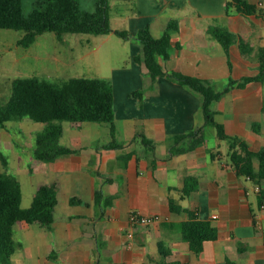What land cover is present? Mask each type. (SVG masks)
Here are the masks:
<instances>
[{
  "label": "crops",
  "instance_id": "obj_1",
  "mask_svg": "<svg viewBox=\"0 0 264 264\" xmlns=\"http://www.w3.org/2000/svg\"><path fill=\"white\" fill-rule=\"evenodd\" d=\"M128 1V13L112 25L114 29H127L126 37L110 31L74 33L72 38L64 39L65 34L58 38L54 33L58 51L65 57L64 70H79L80 74L72 76L110 81L114 129L101 122H88V126L83 122L79 127L63 124L59 142L73 151L42 162L47 170L36 174L43 179L34 181L30 175L33 183L28 185L34 188L31 196L39 182L54 183L56 210L71 216L67 221L53 222L50 228L41 227L53 245L35 261L264 264V208L260 206L264 192L256 189L259 184L255 180L236 173L226 155L228 144L225 151L209 148L204 142L191 150L171 153L177 134L198 127L205 134L207 125L201 95L169 76L178 70L209 79L221 90L230 78L240 80L257 74V52L264 47V16L242 14L233 8L226 12V0ZM247 1L264 6V0ZM170 18L177 19L178 29L171 36L170 56L160 59L166 74L152 80L146 68L134 61V55L141 51L135 35L147 25L154 37L160 36ZM214 28L236 36L227 52L213 36ZM239 39L251 47L248 54L241 53ZM104 46L117 60L108 69L95 65L94 54ZM220 80L224 84L219 86ZM211 108L229 135L240 136L254 150L264 147V80L230 88L211 103ZM253 122L260 124L257 131L252 128ZM185 140L177 147H184ZM188 175L196 176L198 185L182 196ZM72 196L80 197L82 202L70 203ZM169 198L217 228L216 238L204 241L199 253L193 252L181 235L180 226L188 214L171 210ZM131 210L158 214L160 220L135 226L130 239L127 216ZM23 226L30 231L28 225ZM50 252L57 263L47 259Z\"/></svg>",
  "mask_w": 264,
  "mask_h": 264
},
{
  "label": "trees",
  "instance_id": "obj_2",
  "mask_svg": "<svg viewBox=\"0 0 264 264\" xmlns=\"http://www.w3.org/2000/svg\"><path fill=\"white\" fill-rule=\"evenodd\" d=\"M225 8L226 12L233 8L242 14L257 13L264 16L257 3L247 0H226ZM0 28L23 31L16 41L22 47L30 46L38 34L46 31L55 33L58 38L65 33L104 34L110 31L122 37L129 35L127 29H114L110 25L108 0H96L93 10L84 9L79 0H38L26 15L22 13L21 0H0ZM177 29V19L170 18L160 36L154 37L147 25L135 35L141 44V51L134 55V61L146 68L152 80L166 74L160 59L165 60L170 56L171 36ZM211 32L226 52L236 39L234 34L223 28H214ZM238 43L242 54L250 52L251 47L242 39ZM257 61V74L244 76L240 80L230 78L221 90L215 88L209 79L178 70L169 73V76L201 95L204 125H212L217 138L228 141L226 155L236 173L255 180L259 184L258 190L264 192V147L254 150L240 136L229 135L223 124L216 120L215 111L211 108V103L220 99L230 88L244 86L254 80H264V47L259 48ZM133 94H137V91ZM112 103V85L105 78L71 76L62 80H48L34 75L17 76L10 82L7 99L0 103V127L5 128L11 120L30 119L45 123L35 136L33 155L38 160L52 161L59 155L73 151L59 142L64 134V121L70 127H79L83 122H106L113 131ZM257 127L260 124L253 122L252 128L257 131ZM182 140H185V146L177 147ZM204 142L203 128L198 127L187 133L177 134L170 151L172 154L180 153ZM215 155L214 152L211 153L212 157ZM1 159L5 163L2 155ZM197 185L196 176H186L181 188L182 196L191 193ZM21 198L22 189L17 177L7 170L0 171V255L6 258H10L19 246L14 236L16 223L23 221L50 228L55 221L71 219V216L56 210L58 196L54 183L39 182L30 204L25 208L20 207ZM69 202L75 204L82 200L78 196H72ZM168 204L171 210L188 214V219L181 223L180 229L182 237L193 252L199 253L204 241L216 238L218 230L211 222L197 218L194 212L182 208L172 198H169ZM159 264L188 263L173 260Z\"/></svg>",
  "mask_w": 264,
  "mask_h": 264
},
{
  "label": "rangeland",
  "instance_id": "obj_3",
  "mask_svg": "<svg viewBox=\"0 0 264 264\" xmlns=\"http://www.w3.org/2000/svg\"><path fill=\"white\" fill-rule=\"evenodd\" d=\"M38 0H21V10L24 15L34 7ZM96 0H79L80 5L87 10L94 9ZM110 25L114 26L129 11L128 0H108ZM118 19V20H117ZM23 31L10 28H0V103L5 102L10 93V82L17 76L34 75L48 80H62L68 76L80 74L79 70H64L65 57L58 51L59 43L54 41V33L46 31L38 34L35 41L28 47L17 45V39L21 37ZM74 33H65L64 39L72 38ZM57 48V49H56ZM56 49V50H55ZM97 59L95 65H100L102 69H108L117 60L110 53L109 48L103 49L94 54ZM77 71V72H75ZM219 86L224 84L220 80ZM196 92V91H195ZM196 94L199 95L198 92ZM66 124V121L63 122ZM90 123H85L88 126ZM102 124L106 125V122ZM45 123L24 119L22 121L11 120L5 128L0 127V171L7 170L17 176L21 188L22 198L20 207L25 208L29 205L32 198L33 186L30 188V175L37 181L43 179L38 170H47L33 155L36 134L42 130ZM205 146L213 149L226 150L228 141L218 139L215 128L207 125L205 128ZM5 158V163L1 159ZM36 174V175H33ZM26 184H24V182ZM15 228V239L19 246L10 258L0 255V264H40L35 258L44 257V253L51 251L53 241L42 226L28 224L23 221L18 223ZM30 227V231L25 226ZM42 227V228H41ZM81 245L83 242H77ZM47 259L55 261V256L50 252ZM104 259L101 264H104ZM57 263V261H55ZM59 264V263H57Z\"/></svg>",
  "mask_w": 264,
  "mask_h": 264
},
{
  "label": "built area",
  "instance_id": "obj_4",
  "mask_svg": "<svg viewBox=\"0 0 264 264\" xmlns=\"http://www.w3.org/2000/svg\"><path fill=\"white\" fill-rule=\"evenodd\" d=\"M258 5L261 6L263 13H264V6L262 5V3L258 2ZM256 189H258V186L256 187ZM260 206L264 208V198ZM214 216L216 215H213V217ZM159 220H160V216L158 214H142L139 211L131 210L127 216V222H128L127 236L128 238L132 239L135 226L147 225V224L157 222ZM127 245L128 247H130L132 245L131 241H129Z\"/></svg>",
  "mask_w": 264,
  "mask_h": 264
}]
</instances>
